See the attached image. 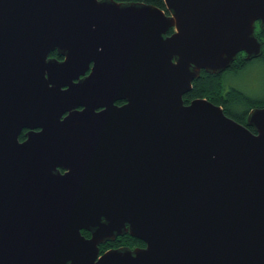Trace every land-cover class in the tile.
Listing matches in <instances>:
<instances>
[{
	"label": "water",
	"instance_id": "95a60500",
	"mask_svg": "<svg viewBox=\"0 0 264 264\" xmlns=\"http://www.w3.org/2000/svg\"><path fill=\"white\" fill-rule=\"evenodd\" d=\"M164 1L0 0V264H264V108L184 101L264 0Z\"/></svg>",
	"mask_w": 264,
	"mask_h": 264
},
{
	"label": "trees",
	"instance_id": "16d2710c",
	"mask_svg": "<svg viewBox=\"0 0 264 264\" xmlns=\"http://www.w3.org/2000/svg\"><path fill=\"white\" fill-rule=\"evenodd\" d=\"M114 1L119 3H142L166 10L164 0ZM173 33L174 31L171 30L169 35H172ZM255 36L259 41H262V38H264V31L259 27H256ZM262 57V59L256 60L251 64H244L245 56L241 57V54H239L230 71L225 72L223 75H211L206 72H202L201 76L194 81L192 91L184 97L185 104H190L192 101L197 99H206L214 105L222 107L226 116L235 120L239 124L246 126L249 113L254 109L264 108V96L255 98L239 89L228 87V77L239 75L254 64L264 67V53ZM51 58L60 61L63 60L57 52L53 53ZM118 104L121 105L122 103ZM25 133L26 132L21 135V141L25 140ZM82 234L86 238H91V234L88 232L84 231ZM123 248L134 250L136 248H145V244L135 238H132L129 234H126L118 237L114 241L101 245L100 254L103 255L108 251Z\"/></svg>",
	"mask_w": 264,
	"mask_h": 264
},
{
	"label": "rangeland",
	"instance_id": "374dc122",
	"mask_svg": "<svg viewBox=\"0 0 264 264\" xmlns=\"http://www.w3.org/2000/svg\"><path fill=\"white\" fill-rule=\"evenodd\" d=\"M227 86L239 89L251 97L264 96V67L254 64L239 75L229 76Z\"/></svg>",
	"mask_w": 264,
	"mask_h": 264
},
{
	"label": "flooded vegetation",
	"instance_id": "af4514ba",
	"mask_svg": "<svg viewBox=\"0 0 264 264\" xmlns=\"http://www.w3.org/2000/svg\"><path fill=\"white\" fill-rule=\"evenodd\" d=\"M256 27H260V24L258 23V25H257ZM262 39H263V40L261 41V43H262V45H263V50H264V38H262ZM240 54H241V57H242V56H245V58H246V56H247L245 53H240ZM262 58H263V57H261V58H259V59H262ZM259 59H256V60H259ZM256 60H253V61H247V60H245V61H244V64H251V63H253V62L256 61ZM231 68H232V67H231ZM228 71H230V70H228ZM226 72H227V71H226ZM223 74H224V73H223ZM223 74H222V75H223ZM122 104H123V103H122ZM122 104H121V105H122ZM117 105H120V104L117 103Z\"/></svg>",
	"mask_w": 264,
	"mask_h": 264
}]
</instances>
